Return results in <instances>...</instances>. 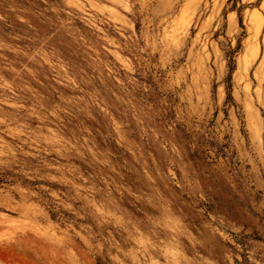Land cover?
<instances>
[{
  "label": "rangeland",
  "instance_id": "obj_1",
  "mask_svg": "<svg viewBox=\"0 0 264 264\" xmlns=\"http://www.w3.org/2000/svg\"><path fill=\"white\" fill-rule=\"evenodd\" d=\"M0 264H264V0H0Z\"/></svg>",
  "mask_w": 264,
  "mask_h": 264
}]
</instances>
